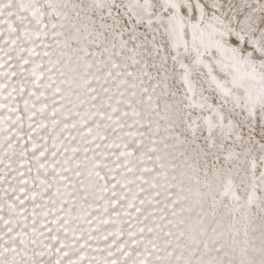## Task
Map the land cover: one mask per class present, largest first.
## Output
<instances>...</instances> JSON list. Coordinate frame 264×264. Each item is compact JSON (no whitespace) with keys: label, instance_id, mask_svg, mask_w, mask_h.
Here are the masks:
<instances>
[{"label":"snow or ice","instance_id":"obj_1","mask_svg":"<svg viewBox=\"0 0 264 264\" xmlns=\"http://www.w3.org/2000/svg\"><path fill=\"white\" fill-rule=\"evenodd\" d=\"M0 264H264V0H0Z\"/></svg>","mask_w":264,"mask_h":264}]
</instances>
